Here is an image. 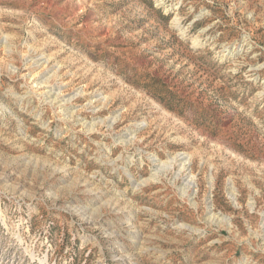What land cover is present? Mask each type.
Returning a JSON list of instances; mask_svg holds the SVG:
<instances>
[{"label": "rangeland", "instance_id": "1", "mask_svg": "<svg viewBox=\"0 0 264 264\" xmlns=\"http://www.w3.org/2000/svg\"><path fill=\"white\" fill-rule=\"evenodd\" d=\"M0 264H264V0H0Z\"/></svg>", "mask_w": 264, "mask_h": 264}]
</instances>
